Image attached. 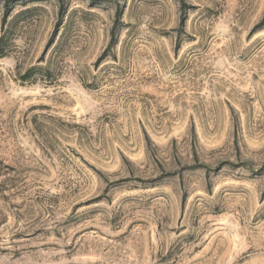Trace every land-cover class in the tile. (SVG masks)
<instances>
[{
    "label": "rangeland",
    "instance_id": "rangeland-1",
    "mask_svg": "<svg viewBox=\"0 0 264 264\" xmlns=\"http://www.w3.org/2000/svg\"><path fill=\"white\" fill-rule=\"evenodd\" d=\"M0 264H264V0H0Z\"/></svg>",
    "mask_w": 264,
    "mask_h": 264
}]
</instances>
